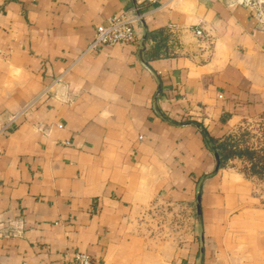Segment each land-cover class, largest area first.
I'll return each instance as SVG.
<instances>
[{"label": "crops", "instance_id": "obj_1", "mask_svg": "<svg viewBox=\"0 0 264 264\" xmlns=\"http://www.w3.org/2000/svg\"><path fill=\"white\" fill-rule=\"evenodd\" d=\"M253 1L0 0V264H264V175L204 137L264 135Z\"/></svg>", "mask_w": 264, "mask_h": 264}, {"label": "built area", "instance_id": "obj_2", "mask_svg": "<svg viewBox=\"0 0 264 264\" xmlns=\"http://www.w3.org/2000/svg\"><path fill=\"white\" fill-rule=\"evenodd\" d=\"M149 2H156L159 0H147ZM250 3H254L253 0H248ZM260 13V12H259ZM138 16L131 14L130 12H122L114 14L108 18L107 22L97 24L95 32L92 38L89 40L87 50H95L106 45H114L118 43H131L136 40L135 23ZM199 36H203L204 32L202 28L196 30ZM62 77L58 78L60 81ZM17 115H13L6 120H3L0 116V134L4 133L12 121H15ZM264 130V128H263ZM69 264H99L93 256L85 251L76 252L74 255V261Z\"/></svg>", "mask_w": 264, "mask_h": 264}, {"label": "trees", "instance_id": "obj_3", "mask_svg": "<svg viewBox=\"0 0 264 264\" xmlns=\"http://www.w3.org/2000/svg\"><path fill=\"white\" fill-rule=\"evenodd\" d=\"M161 33L160 30L157 33ZM151 33L149 32V35ZM204 130V129H203ZM244 133H241L243 137ZM206 145L216 154L218 168L225 166L231 158L241 157L250 162L249 170L257 175H264V155L247 145L241 146V137L230 134L223 139H217L204 132ZM217 169L214 171L216 172Z\"/></svg>", "mask_w": 264, "mask_h": 264}, {"label": "rangeland", "instance_id": "obj_4", "mask_svg": "<svg viewBox=\"0 0 264 264\" xmlns=\"http://www.w3.org/2000/svg\"><path fill=\"white\" fill-rule=\"evenodd\" d=\"M246 128H243L238 133H234L237 137H241V133H244L243 137H241V146L247 145L251 148H254L259 151L261 155H264V135L257 134L256 132L252 133L249 131L250 125H246ZM161 214V213H160ZM162 232H167L166 228H161Z\"/></svg>", "mask_w": 264, "mask_h": 264}]
</instances>
